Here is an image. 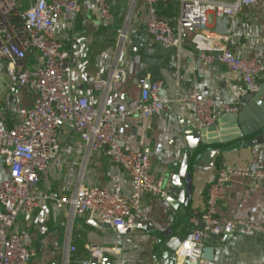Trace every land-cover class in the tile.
<instances>
[{
  "label": "built area",
  "instance_id": "obj_1",
  "mask_svg": "<svg viewBox=\"0 0 264 264\" xmlns=\"http://www.w3.org/2000/svg\"><path fill=\"white\" fill-rule=\"evenodd\" d=\"M0 0V76L5 78V91L0 88V264H31L35 253L28 248L15 226L21 217L34 213L42 199L53 202L57 210H69L73 219L90 216L92 220L134 230L146 195L165 199L168 190L161 179L151 173L152 151L145 147L136 152L125 151L117 141L118 126L135 116L150 117L167 110L160 99L161 83L138 81L141 97L130 103L104 99L96 104L87 96L71 92L74 66L64 45L57 38L56 23L65 18L74 25L81 11L79 0ZM148 4L147 31L154 42L164 47L182 49L186 30L194 29V52L204 65L219 63L239 74L246 85L244 96L255 94L264 80V59L249 54L261 48L257 30L229 29L217 42L204 32L209 9L217 20L235 18L248 7L263 5L264 0H233L228 3H208L203 0H172L181 2L179 33L169 22L160 19L154 4L160 0H145ZM97 11L105 20L111 18L106 0H95ZM245 42L242 51L229 48L234 41ZM127 41L126 29L118 31L115 50L123 52ZM114 51L112 58L114 57ZM111 58V59H112ZM113 61H102L112 69ZM117 64L123 62L116 58ZM112 81L121 80L116 73ZM110 82H104L108 87ZM149 84V87L147 85ZM26 92L28 106L21 101ZM199 128L214 126L222 114L240 112V104H227L213 97L193 92L190 96ZM79 137L92 152L105 151L111 161L120 166L126 177L115 176L106 186L78 188L68 195L53 197L36 194L43 177L62 158L83 154L72 142ZM3 165V167H1ZM233 175L253 181L264 180V169H223L208 191L203 213L192 218L193 229L174 253L176 264H212L204 259L205 241L211 236L233 234L244 230L264 235V223L253 219L223 222L217 218L218 205L225 186ZM204 225L202 228L201 226ZM87 260L75 259L77 248L72 246L66 264H91L112 248L89 247Z\"/></svg>",
  "mask_w": 264,
  "mask_h": 264
},
{
  "label": "crops",
  "instance_id": "obj_2",
  "mask_svg": "<svg viewBox=\"0 0 264 264\" xmlns=\"http://www.w3.org/2000/svg\"><path fill=\"white\" fill-rule=\"evenodd\" d=\"M79 1L81 11L74 25L68 24L65 18L56 23L57 38L74 66L71 92L87 96L96 104L107 98L130 103L141 97L140 79H146L149 84H162L159 97L166 102L167 110L121 122L117 141L128 152L150 148L151 173L161 179L168 190L169 180L179 171L187 149L181 122L199 127L191 94L196 92L242 107L246 85L239 74L227 67L219 63L207 66L200 61L192 46L194 29L186 30L181 50L154 42L147 31L150 16L145 0H106L111 14L108 20L97 11L95 0ZM203 1L213 4L233 0ZM25 5H30L29 0ZM260 5L263 4L245 8L235 18L221 21L210 8L204 32L219 42L220 34L229 29L257 30L261 35V48L249 55L264 59V10ZM154 11L160 19L169 22L178 35L181 2L160 0L154 4ZM123 29H126L127 41L123 52L119 53L115 48L118 31ZM244 44V40L234 41L228 46L238 53ZM116 58L123 62L117 64ZM102 61H113L112 69L106 68ZM116 73L121 74V80L112 81ZM104 82H110L109 86H104ZM72 143L81 147L83 154L54 163L39 184L38 196L59 197L82 187L106 186L115 176L126 177L124 170L114 164L105 151L88 150L79 137ZM215 150H219L218 156L210 164L196 172L191 170L184 205L172 213L166 198L146 195L138 220L145 229L137 226L130 235H119L113 228H96L90 224L92 219L88 215L73 219L69 210L59 211L53 202L41 199L34 213L21 217L15 226L35 253L31 264H66L72 246L77 248L75 259L84 261L89 257L91 245L115 249L116 253L106 255L115 264H176L174 253L164 247V242L178 234L186 237L192 231V218L205 211L209 188L219 172L223 169L244 171L256 166L264 169V146H247L242 141L216 145ZM217 218L223 222L253 219L264 223V180L231 176L219 202ZM215 238L211 236L208 240L212 245L205 242L204 249L205 254L213 248L212 264H264V238L244 230Z\"/></svg>",
  "mask_w": 264,
  "mask_h": 264
},
{
  "label": "water",
  "instance_id": "obj_3",
  "mask_svg": "<svg viewBox=\"0 0 264 264\" xmlns=\"http://www.w3.org/2000/svg\"><path fill=\"white\" fill-rule=\"evenodd\" d=\"M5 78L0 76L1 93L5 91ZM149 87V84L147 85ZM183 136L187 142V149L183 156L179 171L169 180V196L166 201L170 204L174 213L186 201V192L190 187L191 170L194 172L201 170L205 165L217 158L218 151L216 145L244 142L247 146H264V82L259 86L255 94L247 95L242 100L240 112L235 114H222L214 126L199 128L189 124L187 121L181 122ZM90 224L96 228L110 229V225L103 224L97 220H91ZM143 226L138 224V228ZM202 228L204 225L201 226ZM142 229H145L144 227ZM119 235H130L132 230L120 227L117 229ZM264 238V235H259ZM215 238V236H213ZM185 236L178 234L167 238L164 247L175 253L182 245ZM217 239V238H215ZM212 245L210 240L205 241ZM213 248L206 250L204 259L214 260ZM91 264H115L114 260L104 257L99 261L96 258L91 260ZM188 264H197L190 262Z\"/></svg>",
  "mask_w": 264,
  "mask_h": 264
},
{
  "label": "rangeland",
  "instance_id": "obj_4",
  "mask_svg": "<svg viewBox=\"0 0 264 264\" xmlns=\"http://www.w3.org/2000/svg\"><path fill=\"white\" fill-rule=\"evenodd\" d=\"M25 93H26V92H23V93H22L21 101H22V104H23L24 106H28L29 103H28L27 100H26V94H25ZM1 167H3V165H1ZM2 178H5V177H2V176H1V173H0V180H2Z\"/></svg>",
  "mask_w": 264,
  "mask_h": 264
}]
</instances>
